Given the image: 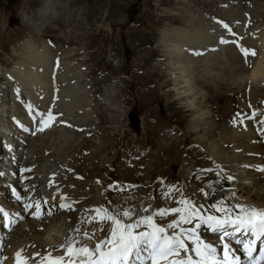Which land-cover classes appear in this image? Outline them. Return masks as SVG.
Returning a JSON list of instances; mask_svg holds the SVG:
<instances>
[{
  "label": "rangeland",
  "instance_id": "obj_1",
  "mask_svg": "<svg viewBox=\"0 0 264 264\" xmlns=\"http://www.w3.org/2000/svg\"><path fill=\"white\" fill-rule=\"evenodd\" d=\"M188 21L195 27L208 28L207 36L211 41L206 40L205 47L210 45L207 48L214 50L209 53H219L223 60L221 65L209 59L206 61L209 64L202 62V49L192 47L191 60L198 61L191 67L190 75L192 80L204 82L202 85L196 83V92L201 95L199 100L206 97L210 100V103L202 101L203 110H200L204 116H210L195 120V123L191 121L193 115L183 108L182 101L174 100L173 75L168 69L166 53H163L168 44L162 40V34L167 31L182 33L186 30L185 33L192 34L193 29H190L192 26ZM262 38L264 0H0V88L5 85L8 89L11 87L10 90L24 103L23 106L29 100L34 101L32 106L37 108V113L33 114L34 121L41 117L47 119L48 113H51L53 118L47 120V123L56 122L57 119L68 122V130L60 128V124L54 125L61 132L57 136L55 128L36 139L32 137L37 146L43 148L41 155L47 168L56 166L61 174L66 175V165L71 162L74 168L80 167V160L86 172L83 171L81 179L70 183L74 185V192L88 190L90 184L96 187L102 197L113 189V194L119 195L112 199L114 202L107 201V207L113 204L115 210L119 211L118 208H122L121 202L126 201V207L132 208L124 210H131V220H135L141 214H146L142 209H148L147 214H152L171 203V196L177 192V188L170 194L168 189L180 172L191 175L192 179L190 187L182 186V191L195 203L199 201L202 184L194 181L196 176L192 171L195 167L192 164L197 167L200 162L188 158L189 149L193 146L203 149V156L212 158H203L204 169H212L222 161L228 162L227 158L233 153L240 155L236 163L243 160L241 154L232 152V146L229 147L232 133L228 128L224 129V123L232 127L233 119H228L230 117L226 110L230 104V113L239 120H235L237 128L248 127L243 131H250V126L256 125L255 122L253 125L252 118L264 117L261 116L264 115V92L256 96V107L250 103L249 89L243 90L245 83L264 89V75L251 77L253 66L250 59L255 57L249 56L250 63L246 64L241 51V47L256 50L264 46ZM218 40L221 47H218ZM27 41L39 48L46 45L54 53L55 61V57L64 60L63 67L54 65L50 68L52 71L45 79L47 84L43 86V83L36 89L38 96L35 90L29 92L21 82L13 81L18 76L15 73L17 67L31 66L25 48ZM257 41L259 46L256 45ZM183 50L187 51L185 48ZM36 59L42 63L41 57ZM241 62L247 68L244 73L238 72ZM235 65L238 75L235 73L230 77L226 71ZM247 74V80L241 81L240 77H246ZM224 82L229 87L221 84ZM233 82L240 88L237 94L239 97L234 95L232 100L228 99L231 100L229 103L228 100L216 97L219 94L232 95ZM211 84H218V89L207 88ZM10 90L8 100L12 99ZM132 109L138 112L142 120L137 133L132 130L126 117ZM219 119L223 121L220 125L217 122ZM249 119L252 120L250 126ZM32 135L36 136L35 133ZM94 151L97 158L88 159ZM149 170H153V174H147ZM175 219L176 214L170 217L168 223ZM107 230L109 228L105 230L106 233ZM93 236L98 237L97 234Z\"/></svg>",
  "mask_w": 264,
  "mask_h": 264
},
{
  "label": "bare ground",
  "instance_id": "obj_2",
  "mask_svg": "<svg viewBox=\"0 0 264 264\" xmlns=\"http://www.w3.org/2000/svg\"><path fill=\"white\" fill-rule=\"evenodd\" d=\"M212 16V15H211ZM210 16V17H211ZM179 19V18H178ZM192 19L195 20V17H193ZM180 20V19H179ZM178 20V21H179ZM180 22V21H179ZM187 22V21H186ZM188 23L194 27V28H190V29H193L192 31V34H187L185 33L186 30H184V32H176V33H170V32H162L163 34V38L162 40H165L164 42H166L165 44H168L166 45L165 47V50L163 51V53L165 52L166 53V58H168V62H169V66H168V69H169V72L171 75H173V81H174V86L172 87L173 91L174 92V97L176 100H178V102H181L182 101V105L183 108H185V110L187 112H193L190 113L191 115H193V119L191 120L193 123H195V120H198V119H203V117H208L210 116V114L204 116L203 113H201L200 110H203V105L202 103L203 102H208L210 103V100L208 99V97H206L205 99H203L202 101H200V97L201 95L199 96L196 92V83L197 85H202V81H199L197 82V80H192V75H190V71L192 70L191 67H194V63L197 62L198 60H191V57L192 56V47L197 48H201L202 52H203V55L204 57H201V61L202 62H206L209 60H214L216 62L217 65H221L223 64V60L220 56V54H214L212 55V53H209V52H212L214 50L212 49H208L207 47L210 46H206V40H210V37L207 36L208 32V26L206 27L207 29L205 28H198V27H195L193 24L190 23V21H188ZM236 25V24H235ZM213 27V26H212ZM235 28V26H234ZM210 29V28H209ZM257 29V28H255ZM206 31V32H205ZM211 31V30H210ZM214 31V30H213ZM200 32L204 33V35H202ZM212 32V31H211ZM214 34V33H213ZM211 34H209L210 36ZM215 35V34H214ZM218 35V34H217ZM261 35H259L260 37ZM259 37H258V40H259ZM262 37V36H261ZM212 38V37H211ZM264 39V38H262ZM213 40H214V37H213ZM261 40V39H260ZM211 41V40H210ZM262 41V40H261ZM28 42V41H27ZM213 42V41H212ZM211 43V42H210ZM203 44V45H202ZM208 44V43H207ZM218 44V47H221V44H220V40H218L217 42ZM261 44V42H260ZM27 46H25V48L27 49V55L30 57L31 59V66L30 67H26L21 65L22 66V69L20 68L21 66L17 67V69L15 70V73H17V79L16 78H13V81L14 80H18L19 82H21V85H24V88L31 92V91H34L37 93L36 89L41 86L43 83V86L46 85V81L45 79L47 80V75L49 74V72H51L52 70H50L51 67H54V65H59L61 67L64 66L63 64V61L61 57H55L57 58V61H55L54 58V53L52 51H50V48H48L46 45L42 46L41 48L37 47V46H34L30 41L28 43H26ZM202 45V46H201ZM253 45V44H252ZM258 45V41H257V44ZM251 46V45H250ZM259 46V45H258ZM173 47V48H171ZM186 49L187 51L183 50V49ZM257 48V47H256ZM218 49V48H217ZM221 49V48H220ZM258 51H257V56L253 59H250V61H252V63H250L253 68H252V71L250 72L251 73V77L253 76H260V75H264V46H259L258 48ZM256 49V50H257ZM196 50V49H195ZM222 50V49H221ZM255 50V51H256ZM197 51V50H196ZM15 53V52H13ZM66 54V53H64ZM223 54V53H222ZM200 55V54H199ZM56 56V55H55ZM69 56V55H68ZM196 56V55H195ZM198 56V55H197ZM208 56H211V57H208ZM36 57H41L42 58V63H40ZM63 57V55H62ZM252 58V57H251ZM67 59V58H66ZM198 59V58H197ZM257 62L255 63L254 61ZM244 62V61H243ZM254 62V63H253ZM67 63V62H66ZM209 64V62H206ZM227 64V63H226ZM201 65V64H200ZM211 66V64H210ZM205 67V66H204ZM207 67V66H206ZM5 68V67H4ZM25 68V69H24ZM43 68V70H42ZM201 68V67H200ZM218 68V67H217ZM236 65L235 67H230L229 68V71H226L227 69H225L226 72H229L230 73V77L234 76L235 75H238L237 73L239 72H245V67L244 65H242V62H241V67L239 68V71L236 72L235 69H236ZM166 69V70H168ZM3 70V69H2ZM42 70V71H41ZM224 71V70H223ZM4 72V71H3ZM247 72V71H246ZM5 73V72H4ZM11 73V72H10ZM233 73V74H232ZM0 74H2V71H1V68H0ZM13 74V73H12ZM43 74V76L41 75ZM228 74V73H227ZM232 74V75H231ZM16 76V74H15ZM14 76V77H15ZM9 77V76H8ZM218 77V76H217ZM6 78V77H5ZM219 78V77H218ZM241 78V81H245L247 79L245 78H248V74L246 77H240ZM8 80V79H7ZM22 80V81H20ZM218 80V79H217ZM222 80V78H221ZM45 81V82H44ZM210 81V80H209ZM213 81V80H212ZM17 82V81H15ZM50 82V81H49ZM211 82V81H210ZM219 82V81H218ZM14 83V82H13ZM217 83V82H216ZM234 83V82H233ZM17 84V83H16ZM222 85H226V87H229V85L224 82V83H221ZM249 83H245V86H243V90H246V89H249V93H250V103L254 104L256 107H257V95H259V92L262 93L264 92V89H261L262 87L258 88V87H254V86H250L248 85ZM20 85V84H19ZM234 87L232 88L233 90V94L232 95H229V96H226L225 94H219V95H216L217 98H220L221 100L225 101V100H228V99H233V97H235L234 95L238 96V90L240 89L239 86H237L235 83L233 85ZM249 86V87H248ZM200 87V86H199ZM217 88L219 87V85L217 84L215 86V84H211V85H207V88ZM242 87V86H241ZM11 87H9L8 89V86L5 85L3 87L0 88V133H9V132H13V130L11 129V125L8 124V122L11 120L9 119L8 117H12L14 116L15 118L17 119H20V120H24L25 116H24V110L26 109L25 107L24 108H21L20 107V104L19 102V99H15V96L13 94H11L12 92V89L10 90ZM239 88V89H238ZM10 90V100H8V92ZM208 90V89H207ZM223 90V89H222ZM242 90V91H243ZM42 91V90H41ZM39 93V92H38ZM38 93H37V96H38ZM41 93V92H40ZM263 94V93H262ZM35 95V93H34ZM243 95H244V92H243ZM241 95V96H243ZM264 95V94H263ZM29 97V95H27ZM36 96V97H37ZM248 96V95H247ZM215 97V98H216ZM33 98V97H32ZM241 98V97H240ZM238 99V98H237ZM246 99V98H245ZM214 100V99H213ZM231 100H228L227 102L229 103ZM11 101V102H10ZM212 101V100H211ZM215 101V100H214ZM249 101V100H248ZM26 102V101H25ZM240 102V101H239ZM243 102V101H242ZM241 103V102H240ZM24 104V103H22ZM26 104V103H25ZM242 104V103H241ZM70 105V104H69ZM244 105V104H242ZM241 105V106H242ZM247 105V104H246ZM250 105V104H249ZM252 106V105H251ZM235 107V106H234ZM187 108V109H186ZM233 108V107H232ZM242 108V107H241ZM245 108V107H244ZM252 108L255 109L254 106H252ZM243 109V108H242ZM253 109V110H254ZM60 110V109H59ZM252 110V109H251ZM62 111V110H61ZM205 111V110H204ZM203 111V112H204ZM242 111V110H241ZM240 111V112H241ZM230 112H232L230 110V104H228V108L226 110V114L228 117L229 120L233 119L232 121V127H227V124L224 123L225 127L224 129L227 130V128L229 129V131L232 133V141L233 143H239V142H247V138H255L253 136V133L251 132L250 130V133H242L244 132L243 129L241 132L237 131L239 128H237V126L235 127V120L236 119V116L234 117V115H232ZM234 112V111H233ZM245 112V111H243ZM249 112V111H248ZM255 112V111H254ZM206 112H204L205 114ZM219 113V112H218ZM261 113V112H260ZM213 114V113H212ZM216 114V113H215ZM235 114V113H233ZM250 114V113H249ZM249 114H246L247 116ZM252 114V113H251ZM250 114V115H251ZM259 114V113H258ZM257 114V115H258ZM255 115V114H254ZM214 116V115H213ZM223 116V115H222ZM221 116V117H222ZM260 116V115H259ZM261 116H264L263 114ZM216 117V116H215ZM245 117V116H244ZM246 118V117H245ZM252 118V117H251ZM36 119V118H35ZM207 119V118H206ZM222 119V118H221ZM217 120L218 124L220 125L221 122L224 121V117H223V121L220 122V120ZM209 122V120H206ZM239 121V120H237ZM252 121V120H251ZM253 121L255 122L256 124V130L260 131L259 132V135H261L263 138H264V119L262 117H256L253 118ZM4 122L7 124L4 125ZM71 123V121H69ZM241 122V121H240ZM131 123V122H130ZM214 123V122H213ZM212 123V124H213ZM246 123V122H245ZM80 124V123H79ZM207 124V123H206ZM223 124V123H222ZM242 124V123H240ZM132 125V123H131ZM141 125H142V120H141ZM83 126V125H82ZM192 126V125H191ZM198 126V125H197ZM206 126V125H205ZM245 126V125H244ZM78 127V126H77ZM240 127V126H239ZM251 127V126H250ZM134 128V126H133ZM195 128V127H194ZM193 128V129H194ZM199 128V127H198ZM241 128V127H240ZM248 127H246L245 129H247ZM192 129V128H191ZM206 129V128H205ZM212 129V128H211ZM244 129V130H245ZM196 130V129H195ZM198 130V129H197ZM196 130V131H197ZM207 130V129H206ZM195 131V132H196ZM246 132H248L246 130ZM192 133V132H191ZM204 135H202L203 137L205 136V133H203ZM212 135V134H211ZM227 135V134H225ZM103 137V136H102ZM195 137V136H194ZM197 137V136H196ZM200 137V136H199ZM212 137V136H211ZM210 137V138H211ZM227 137V136H226ZM228 137H230L228 135ZM228 137H227V140H228ZM101 138V137H100ZM225 138V137H224ZM99 139V138H98ZM176 139V138H175ZM13 140V138H12ZM102 140V139H101ZM203 141V138L201 139ZM208 140V139H207ZM222 140V139H221ZM226 141V139H223ZM103 141V140H102ZM107 141V140H106ZM197 141V140H196ZM231 141V142H232ZM100 142V141H99ZM104 142V141H103ZM199 142V141H198ZM226 142H229V141H226ZM230 142V143H231ZM95 143V142H94ZM150 143V142H149ZM176 143V142H175ZM203 143V142H202ZM225 143V142H224ZM173 144V143H172ZM178 144V143H176ZM198 144V143H197ZM200 144V142H199ZM90 145V144H89ZM182 145V144H181ZM202 145V144H201ZM222 145H224L222 143ZM103 146V145H102ZM37 148L35 147H30V151L32 153V156L38 158L37 161L41 162L43 161V159L40 158V155H39V150H37L38 148H40L42 151V147H38L36 146ZM142 147V146H141ZM173 147V146H172ZM217 147V146H216ZM229 147H231L229 145ZM235 147V146H234ZM248 148L250 149H253L255 148L256 150H258L260 153H262V151L264 152V146H261L260 144H256V146L254 147H251L250 145H247ZM199 148V147H198ZM203 148V147H202ZM209 148V147H208ZM0 149L3 151V149L0 147ZM92 149V148H91ZM100 149V148H99ZM227 149V148H226ZM157 150V149H156ZM166 150V149H165ZM173 150V149H172ZM181 150V149H180ZM207 150V149H206ZM205 150V151H206ZM46 151V150H45ZM176 151V149H175ZM179 151V150H178ZM213 151V150H212ZM229 151V150H228ZM49 152V151H47ZM170 152V151H169ZM199 151H194L191 149L190 151V154H192V158L197 160V156H198V153ZM214 152V151H213ZM54 153V152H53ZM231 153V152H230ZM59 153H57L58 155ZM160 154V153H159ZM187 154V153H186ZM189 154V153H188ZM225 154H226V151H225ZM234 154V153H233ZM91 156L88 158H95L96 157V151L93 152V154L91 153L90 154ZM100 155V154H99ZM178 155V153H177ZM183 155V154H182ZM181 155V156H182ZM224 155V154H223ZM232 155V154H231ZM42 156V155H41ZM98 156V155H97ZM174 156V155H172ZM186 156V155H185ZM212 156V155H211ZM227 156V155H226ZM208 157V156H207ZM217 157V156H216ZM43 158V157H42ZM97 158V157H96ZM174 158V157H173ZM204 158V157H203ZM126 159V158H125ZM184 159V158H183ZM212 159V158H211ZM216 159V158H215ZM84 160H87V158ZM194 160V161H195ZM210 160V159H209ZM242 160V159H241ZM94 161V160H93ZM198 161V160H197ZM205 161V160H204ZM252 161V160H251ZM264 161V157L263 159H261L260 163ZM89 162V161H87ZM127 162V160L125 161ZM184 162V161H183ZM233 162L235 163V161L233 160ZM245 162V161H243ZM243 162H238L237 165L239 166L241 163ZM78 163H81V166L80 167H75L74 169V174L75 175H82L83 171L84 173L86 172V167H84L83 165V162H81L80 160L78 161ZM187 163V162H186ZM217 163V162H216ZM225 164L227 162H224ZM18 164H21V161H18ZM89 164V163H88ZM87 164V165H88ZM200 164V163H199ZM194 167H196V165L192 164ZM18 168L21 166V165H17ZM204 165H200L199 167L202 168ZM215 166V165H214ZM213 166V167H214ZM65 167V166H64ZM182 167V166H181ZM189 167V166H188ZM210 168V167H209ZM3 169L2 166H0V170ZM101 169V168H100ZM150 169V167H149ZM182 169V168H181ZM204 169V168H203ZM255 169H258L257 167ZM60 170V169H59ZM93 170V168H92ZM194 170V169H193ZM62 171V170H61ZM186 171V170H185ZM189 171V170H187ZM251 171H254V170H251ZM92 172V171H91ZM199 172V171H198ZM148 173H151L153 174V170H149L147 171V174ZM155 173V172H154ZM158 173V172H157ZM184 173V172H183ZM200 173V172H199ZM201 174V173H200ZM92 175V174H91ZM175 175V174H174ZM86 176V175H85ZM96 176V175H95ZM148 176V175H147ZM150 176V175H149ZM191 176V175H190ZM189 176V177H190ZM250 180L253 182V186H254V191L243 186L242 185V180H239V181H235V183L233 184V186L235 187L236 185V188L239 186V189H238V195L240 197H242L243 199L245 198L246 201H250L251 203H255V202H258L260 201V199L264 196V177L262 175V173L260 174H256L254 173L253 175L252 174H248L247 175ZM89 177V176H88ZM107 177V176H106ZM188 175H184L182 174V172H180L178 175H176V179L175 181H173V183L171 184V188L172 189H175L177 188V192L173 193L172 196H171V203L168 204V206H172V205H175L177 204V201H179L182 197L184 198L185 197V194L184 192L182 191V187H181V183L179 182V180H182L183 182L187 179H189ZM149 178V177H148ZM160 178V177H159ZM191 178V177H190ZM150 179V178H149ZM5 180V179H3ZM148 180V179H147ZM156 180V179H155ZM192 180V179H191ZM96 182V181H95ZM121 182V181H120ZM204 182H207V181H204ZM35 185H37V188L40 189L41 188V184L42 182H33ZM88 183V182H87ZM97 184V183H96ZM142 184V183H141ZM163 184V183H161ZM194 184V183H193ZM87 185V184H86ZM136 185V184H135ZM160 186V185H159ZM105 187V186H104ZM192 187V186H191ZM92 188V189H91ZM154 188V187H153ZM152 188V189H153ZM195 188V187H194ZM75 189V188H74ZM91 189V191L89 190ZM88 190H82V191H78V193H73V192H70V191H63V193H66L67 196L65 198H62L61 194H58L54 200H51L50 201V206H51V211L54 212V216L52 219L48 220V221H43V223H37V224H40L41 226L42 225H47L45 231L43 233H39V232H36V227H39L40 225H35L33 224L31 221H27L26 223L22 224L21 228L14 232L13 235H11L10 237V241L8 242V244H11V241L13 240H16L18 238V242H15L13 243V245H11L13 249L12 253H15V251L17 249H20L22 250L23 248H25L26 250H32L30 249L28 246H27V243H30V245H33L34 243H36L39 247L41 248H44L45 246H51L53 245H58L60 247L62 246H67L69 244V242L72 243L73 247L76 248L78 245L79 247L82 246V244L84 243V241H82V239L78 240L77 242H75L73 239L71 240V238L75 237V234L77 233V229H79V231H82L81 230V225L84 223L83 222V217L84 216H81V213L82 211L85 212L86 211V208L90 206V208L87 210V212L85 213V216H88L90 217L91 219L94 217L93 214L95 215V219H96V215H97V212L95 211L96 209H105L103 208L102 206H100V202L102 201L100 199V196H99V191H96V187L93 186V185H90V188ZM106 189V188H104ZM64 190H67V189H64ZM130 190V189H129ZM191 190V189H190ZM237 191V189H235ZM2 191V189H1ZM140 191V190H139ZM152 191V190H151ZM157 191L158 188H157ZM192 191V190H191ZM190 191V192H191ZM5 192V190H4ZM164 192V191H163ZM104 193V191L102 192ZM148 193V192H147ZM154 193V192H153ZM194 193V192H193ZM7 194V193H6ZM102 195V194H101ZM105 195V194H104ZM119 194H113L112 191H110V194L109 196L107 197V199H113V198H116ZM136 195V194H135ZM140 195V194H139ZM152 195V194H151ZM156 195V194H155ZM160 195V194H159ZM198 196V195H197ZM103 197V196H102ZM127 197H130V196H127ZM138 197V196H137ZM141 197V196H140ZM149 197V196H148ZM154 197V195H153ZM194 197V196H193ZM197 198V197H196ZM106 199V200H107ZM124 199V197H123ZM101 200V201H100ZM103 200H105V198H103ZM127 200V199H125ZM134 200V199H133ZM137 199L135 198V201ZM153 200V199H152ZM163 200V199H162ZM161 200V201H162ZM197 200V199H196ZM220 200V198H217V201ZM131 201V200H130ZM145 201V200H144ZM198 201V200H197ZM107 202V201H106ZM126 202V201H125ZM140 202V201H139ZM165 202V200H164ZM163 202V203H164ZM195 202V200H194ZM264 202V200H263ZM147 203V202H146ZM160 203V202H159ZM162 203V204H163ZM197 203V202H196ZM61 204H64V205H67V204H71V208L70 210H72L69 214H68V211L70 210H65L64 208H61L60 205ZM124 204V203H123ZM134 204V203H132ZM136 204H138L136 202ZM128 205V203H127ZM131 205V204H130ZM135 206V205H134ZM139 206V205H138ZM149 206V205H148ZM162 206V205H161ZM160 206V207H161ZM130 207V206H129ZM127 208V207H126ZM132 208V207H131ZM131 208H127V209H131ZM152 208H157V207H153ZM117 209V208H116ZM124 207L122 206V208H118L119 213H122V211H124ZM138 209V208H137ZM136 209V211H137ZM160 209V208H159ZM166 209V208H165ZM209 209V207H208ZM140 210V209H138ZM77 213V217H74ZM134 213V212H133ZM79 215V216H78ZM135 215V214H134ZM133 215V216H134ZM175 215V214H174ZM140 216V214L138 215ZM141 216H143L141 214ZM169 217H171V214H167L165 216H162V217H157L156 220L157 221H160V222H163L162 220L163 219H168ZM174 217V216H173ZM172 217V218H173ZM70 218L71 219H75V221L73 223H71L70 221ZM132 218V217H131ZM138 218V217H137ZM175 218V217H174ZM1 219H4L3 217ZM134 219V217H133ZM79 220L80 223H78L77 221ZM171 221V220H170ZM129 222V221H128ZM172 222V221H171ZM26 227H29L30 228V234L28 232H24V229ZM188 227H191V225H189ZM65 230H67V232L70 233L69 236H67L66 238H62L63 236V233L65 232ZM108 231V230H107ZM200 232L202 234V236L204 238H210V242L215 244L216 247H217V244H216V240H217V237L214 239V234H209L207 233L203 228L200 229ZM106 233V232H105ZM109 233V231H108ZM78 238V237H77ZM87 241V240H86ZM16 246V247H15ZM221 247H217V249L219 250ZM27 252V251H25ZM64 255L67 254V252L65 253H62ZM62 254H56L55 256V260H58V259H64L62 260L63 264H80V260L83 258V257H78L76 255H68L67 257L69 258L67 260V258L62 255Z\"/></svg>",
  "mask_w": 264,
  "mask_h": 264
},
{
  "label": "snow or ice",
  "instance_id": "obj_3",
  "mask_svg": "<svg viewBox=\"0 0 264 264\" xmlns=\"http://www.w3.org/2000/svg\"><path fill=\"white\" fill-rule=\"evenodd\" d=\"M241 51L246 64L250 63L249 56H257L254 49L241 47ZM52 118L51 113L47 119L42 118L39 122L42 127L38 130L43 131L48 126L47 120ZM174 190L169 188L168 194ZM177 203L181 206L152 214H147L148 209H142L146 214L135 220H131V210L113 214L106 209H96L100 220L107 222L109 235L94 249L86 246L74 248L69 242L66 251L83 257L80 264H241L237 251L247 257L248 264H264V208L229 205L221 198L210 205L214 213L220 214L216 215L204 214V205L190 199L182 197ZM60 207L66 205L61 204ZM169 212L176 214L178 219L166 227L159 226L154 217H162ZM201 228L217 236L221 245L219 250L215 244L201 237L198 231ZM233 240L237 246L235 249ZM257 250L258 255H254ZM52 264H63V261L58 259Z\"/></svg>",
  "mask_w": 264,
  "mask_h": 264
},
{
  "label": "water",
  "instance_id": "obj_4",
  "mask_svg": "<svg viewBox=\"0 0 264 264\" xmlns=\"http://www.w3.org/2000/svg\"><path fill=\"white\" fill-rule=\"evenodd\" d=\"M9 1H11V0H9ZM128 119L130 120V122L134 126V129L137 131L138 130V120L136 118L135 113L134 112H130V114L128 115Z\"/></svg>",
  "mask_w": 264,
  "mask_h": 264
}]
</instances>
